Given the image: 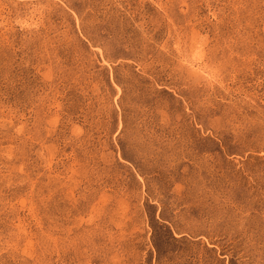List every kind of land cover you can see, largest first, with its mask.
I'll return each mask as SVG.
<instances>
[{
    "label": "rangeland",
    "instance_id": "obj_1",
    "mask_svg": "<svg viewBox=\"0 0 264 264\" xmlns=\"http://www.w3.org/2000/svg\"><path fill=\"white\" fill-rule=\"evenodd\" d=\"M0 264H264V0H0Z\"/></svg>",
    "mask_w": 264,
    "mask_h": 264
}]
</instances>
